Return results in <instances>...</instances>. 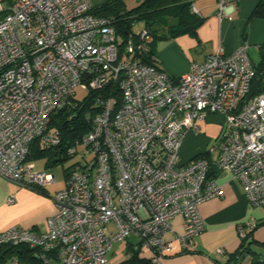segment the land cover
I'll list each match as a JSON object with an SVG mask.
<instances>
[{"label": "built area", "instance_id": "1", "mask_svg": "<svg viewBox=\"0 0 264 264\" xmlns=\"http://www.w3.org/2000/svg\"><path fill=\"white\" fill-rule=\"evenodd\" d=\"M239 1L218 0L220 17ZM4 2L0 176L45 187L47 171L29 160L32 144L59 141L47 133L50 121L77 104L78 86L99 93L92 128L68 148L80 159L53 197L48 229L11 227L0 232V246L26 245L40 264H117L135 253L165 264L166 255L195 249L205 229L199 205L223 195L212 166L239 180L252 206L264 204V57L255 64L245 41L175 78L151 53L148 27L122 40L114 19L93 13L90 0ZM191 8L202 16L195 2ZM212 113L225 116L216 157L206 151L182 162L186 132H199L198 121ZM177 215L184 230L175 243L169 234ZM256 225L240 224L239 235ZM6 264L28 263L12 256Z\"/></svg>", "mask_w": 264, "mask_h": 264}, {"label": "crops", "instance_id": "2", "mask_svg": "<svg viewBox=\"0 0 264 264\" xmlns=\"http://www.w3.org/2000/svg\"><path fill=\"white\" fill-rule=\"evenodd\" d=\"M111 0H90L93 9H97ZM261 0H241L228 6V16L220 17L218 0H194L200 8L203 23L197 30V37L181 34L174 37H163L151 44V49L157 56L158 65L170 76L178 78L188 72L194 63L201 64L208 56L222 47L226 53L233 52L242 42L248 44V53L255 64H261L264 57V17L253 16V12ZM127 7L129 4L124 0ZM250 21V29L243 39H240ZM259 53V61L252 57V53ZM208 120L210 122H205ZM219 121V134L212 146L208 147L211 139L203 135L209 123ZM225 116L212 113L198 121L200 131L190 129L186 132L180 150L182 162L191 160L203 152H210L212 158L218 153V138L221 133ZM204 123V124H203ZM45 140V139H44ZM45 144H50L45 140ZM38 170H46L48 184L40 187L30 183L27 186L9 181L0 176V232L11 227L34 228L44 232L48 229V218L53 215L57 206L54 201L55 193L66 183L68 169L64 170L63 178L59 181L56 173L58 165L49 166L48 157L31 160ZM42 163V165H39ZM210 174L217 178L222 185L223 195L211 198L199 205V212L205 220V229L196 239V247L191 252L168 254L164 258L165 264H226L232 254L238 251L242 237L238 226L248 221L259 222L264 218V204L252 206L246 197L242 183L233 178L229 172H219L211 167ZM13 202H9L11 197ZM174 235L169 238L178 243L176 235L183 233L184 218L177 215L173 221ZM247 233L252 229L246 226ZM255 238V237H254ZM264 241V236L260 237ZM224 248L226 256L217 253ZM243 264H251V255L243 258ZM231 263V262H230Z\"/></svg>", "mask_w": 264, "mask_h": 264}, {"label": "trees", "instance_id": "3", "mask_svg": "<svg viewBox=\"0 0 264 264\" xmlns=\"http://www.w3.org/2000/svg\"><path fill=\"white\" fill-rule=\"evenodd\" d=\"M6 5L13 0H4ZM139 3L128 8L124 0H111L93 13L101 16H108L114 19L113 25L118 36L122 40L132 34L137 21H145L146 26L154 34L155 40L163 37H174L181 34H190L197 37V30L203 23L204 17L192 11L194 0H138ZM253 16L264 17V0H261L253 12ZM165 31L158 35V32ZM153 41V42H154ZM151 53L154 50L151 49ZM99 91H90L83 102H78L67 108L56 112L50 121L48 134L54 129L59 132V144L52 146L45 144L44 137L39 138L32 144V151L29 160L48 157L49 166L64 164L69 158L68 148L78 139L87 133L93 124V118L98 111L95 105V96ZM115 93L119 95V91ZM197 156V155H196ZM70 170V169H68ZM264 226V218L260 220L255 228L242 238L241 245L235 254L229 258L226 264L240 262L247 255H251V264H264V255L252 250L253 242H260L253 238L254 230ZM264 245V241L260 242ZM12 256L19 257L28 264H40L33 254V250L26 245H3L0 246V264H6ZM231 262V263H230ZM117 264H152L148 256H140L135 253L131 258Z\"/></svg>", "mask_w": 264, "mask_h": 264}, {"label": "rangeland", "instance_id": "4", "mask_svg": "<svg viewBox=\"0 0 264 264\" xmlns=\"http://www.w3.org/2000/svg\"><path fill=\"white\" fill-rule=\"evenodd\" d=\"M4 3L6 4L7 2H4ZM127 3L129 4L130 8H133L139 3V1L138 0H127ZM3 18H4V14H0V20L3 19ZM260 20H261V26L262 25L264 26V19H260ZM145 26H146L145 21H143V20L142 21H137L135 26H134V29L135 30H139V29H141L142 27H145ZM249 29H250V21H247L246 29L244 30V33L241 34L240 39H243V35L246 36V34H248ZM164 32L165 31H162V32L160 31V32H158V35H161ZM251 55H252L253 59H255L257 62L259 61V57L260 56H259L258 52L257 53H252ZM87 94H88L87 90H85V89L81 88L80 86H78L77 87V94L75 96L76 101L83 102L85 100V97L87 96ZM206 122H210V121L205 120L204 123H206ZM208 125H209V127L204 129L203 135H205V136L207 135L211 139V141L208 144V147H210V146L213 145V143L215 141V137H217V134H219L221 124H220L219 121H215V122L212 121ZM51 130L52 131L50 133H53L55 135V137L57 136V138H58V136H59V138H60V134H59V132H57L55 130V128L51 129ZM82 137L80 136L78 139H76V141L72 145H74L77 141H80L82 139ZM58 140L59 141H57L55 143L52 142L51 145L54 146V145L59 144L61 139H58ZM81 149H82V147L79 148L80 151H81ZM79 159H80L79 155H76L74 157L69 158L67 160V162H65L64 164H60V165L57 166L56 173H57V177H58L59 181H61V179L63 178L64 170L68 169L72 164L76 163ZM39 165H42V163H40ZM250 230H252V229H250ZM263 236H264V226L258 225V227L254 230L253 238L255 237L254 239L262 242L263 239L260 238V237H263ZM260 242H257V241L253 242L251 244L252 245V250L256 251V252H259V253L264 255V245L262 243H260ZM116 247H117V245L115 246V248Z\"/></svg>", "mask_w": 264, "mask_h": 264}]
</instances>
